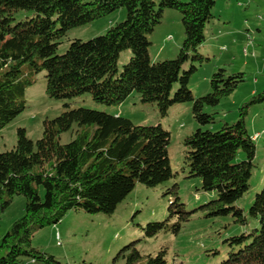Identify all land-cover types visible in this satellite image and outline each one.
I'll list each match as a JSON object with an SVG mask.
<instances>
[{
	"label": "trees",
	"instance_id": "1",
	"mask_svg": "<svg viewBox=\"0 0 264 264\" xmlns=\"http://www.w3.org/2000/svg\"><path fill=\"white\" fill-rule=\"evenodd\" d=\"M215 5L216 0H0V131L27 108L26 92L42 71L47 72V93L53 98L90 93L95 102L113 106L138 92L163 116L174 104L191 102L200 125L213 123L214 113L205 108L219 105L245 81L244 73L229 74L221 67L213 73L206 95L196 97L189 87L197 67L194 62L189 69L184 66L205 59L199 48ZM121 8L127 11L124 21L89 40H73L63 54L57 52L70 29ZM168 8L182 14L185 39L176 58L154 62L149 35ZM21 10L33 15L17 21ZM125 50L132 56L120 70ZM262 102L264 89L240 108L234 123L218 130L198 128L184 140L190 175L199 176L202 189L216 194L200 208L208 216L232 215L236 222H247L236 202L250 189L255 166L257 137L248 130V108ZM67 131L73 132V139L62 143L61 135ZM170 142L171 132L161 124L138 125L122 115L69 104L59 116L45 121L43 136L36 141L19 128L15 146L0 153V210L16 195L25 196L26 205L24 215L0 243V264H24L26 259L61 264L32 245L36 230L58 223L70 210L112 214L138 182L156 187L170 180L175 176ZM241 151L244 159L238 160ZM169 194L174 199L168 217L147 223L146 237L177 233L190 219L192 211L180 200L178 184ZM249 214L259 218L260 229L227 238L228 256L219 264H264V183ZM138 242L122 247L117 257L138 264L143 258ZM148 263L166 264V251L150 256Z\"/></svg>",
	"mask_w": 264,
	"mask_h": 264
},
{
	"label": "rangeland",
	"instance_id": "2",
	"mask_svg": "<svg viewBox=\"0 0 264 264\" xmlns=\"http://www.w3.org/2000/svg\"><path fill=\"white\" fill-rule=\"evenodd\" d=\"M159 0H156L158 2ZM214 18L206 27V40L199 52L205 57L202 62L188 61L197 67L190 79L189 87L196 97L211 91L212 75L219 68H226L229 74L242 72L245 81L219 105L207 106L206 112L214 113V122L200 125L194 118L192 103L174 104L167 116H163L155 103H145L138 92L119 105L107 106L95 102L90 93L71 99H57L47 93L46 71L33 77L25 99L27 108L0 131V153L12 149L18 136V129L25 128L28 137L34 141L43 136L45 121L59 116L65 104L71 107H88L130 118L138 125L161 124L171 132L169 154L175 176L156 186L148 187L138 182L134 190L119 204L112 214L89 213L84 210H70L56 224L36 230L32 245L41 251L54 255L61 264H126L118 253L125 245L138 242L143 258L138 264H149L166 251V264H219L227 258L229 246L225 240L231 236L250 233L260 229V220L249 214L256 194L264 183V102L251 104L248 108L247 126L249 133L260 134L256 139L255 166L250 189L236 205L247 215L246 224L235 221L232 215L208 216L200 209L216 197L212 191L202 189V179L191 176L185 162V138L198 128L218 130L225 123H234L240 108L264 89V0H216ZM33 15L21 10L17 21ZM127 17L125 8L100 17L86 25L70 29L59 44L57 52L63 54L75 39L89 40L105 34L108 29ZM151 59L154 62L176 58L185 39L182 14L176 9H166L162 22L149 35ZM132 56L131 50L121 52L118 67ZM178 84L175 85L176 90ZM78 127L74 125V130ZM73 139V132L62 133L61 142ZM244 159L241 151L238 160ZM178 184L180 200L186 210L192 211L188 221L181 224L179 232L162 231L154 237H146L144 227L151 221H162L169 215V205L174 199L166 192ZM44 191L41 189V194ZM26 198L16 195L10 205L0 210V243L15 220L24 215ZM174 219L172 223H176ZM21 264V263H20ZM24 264H42L26 259Z\"/></svg>",
	"mask_w": 264,
	"mask_h": 264
},
{
	"label": "crops",
	"instance_id": "3",
	"mask_svg": "<svg viewBox=\"0 0 264 264\" xmlns=\"http://www.w3.org/2000/svg\"><path fill=\"white\" fill-rule=\"evenodd\" d=\"M118 115V114H117ZM259 132H257L254 136H256Z\"/></svg>",
	"mask_w": 264,
	"mask_h": 264
},
{
	"label": "bare ground",
	"instance_id": "4",
	"mask_svg": "<svg viewBox=\"0 0 264 264\" xmlns=\"http://www.w3.org/2000/svg\"><path fill=\"white\" fill-rule=\"evenodd\" d=\"M258 135H259V134H257V135L255 136V138L258 137Z\"/></svg>",
	"mask_w": 264,
	"mask_h": 264
},
{
	"label": "built area",
	"instance_id": "5",
	"mask_svg": "<svg viewBox=\"0 0 264 264\" xmlns=\"http://www.w3.org/2000/svg\"><path fill=\"white\" fill-rule=\"evenodd\" d=\"M259 134V133H258Z\"/></svg>",
	"mask_w": 264,
	"mask_h": 264
}]
</instances>
